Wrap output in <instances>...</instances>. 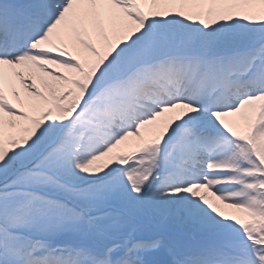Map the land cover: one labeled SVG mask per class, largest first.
Returning a JSON list of instances; mask_svg holds the SVG:
<instances>
[{"label":"snow or ice","instance_id":"obj_1","mask_svg":"<svg viewBox=\"0 0 264 264\" xmlns=\"http://www.w3.org/2000/svg\"><path fill=\"white\" fill-rule=\"evenodd\" d=\"M0 264H264V0H0Z\"/></svg>","mask_w":264,"mask_h":264}]
</instances>
